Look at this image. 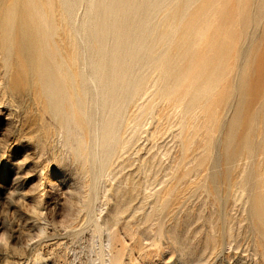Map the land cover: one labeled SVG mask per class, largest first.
I'll return each instance as SVG.
<instances>
[{
    "label": "rangeland",
    "instance_id": "1",
    "mask_svg": "<svg viewBox=\"0 0 264 264\" xmlns=\"http://www.w3.org/2000/svg\"><path fill=\"white\" fill-rule=\"evenodd\" d=\"M90 1L8 0L56 2L60 11L39 13L73 25L62 47L21 54L18 70L0 83V211L7 213L0 231L14 244L33 241L0 254V264H264V18L245 10L264 2L99 0L92 40ZM253 48L247 68L244 54ZM88 76L96 84L123 76L119 94L128 101L145 93L130 146L101 169L105 159L96 156L111 140L102 128L114 116L97 122ZM78 89L75 107L68 94ZM196 103L203 105L193 119L184 111ZM253 117V156L228 158L224 141H243ZM227 178L233 186L225 197ZM30 187L35 195L25 193Z\"/></svg>",
    "mask_w": 264,
    "mask_h": 264
},
{
    "label": "bare ground",
    "instance_id": "2",
    "mask_svg": "<svg viewBox=\"0 0 264 264\" xmlns=\"http://www.w3.org/2000/svg\"><path fill=\"white\" fill-rule=\"evenodd\" d=\"M259 1L260 0H244V2H251V3L259 2ZM261 2H264V0H261ZM54 8L56 10H59L56 2H8V0H1L0 2V60L3 61L4 64L2 63L0 65V74L2 76L0 77V83L4 82L3 81L4 76L6 77L11 76L13 72L15 71V68H16V71L18 70L16 65L14 67L13 60L19 59L21 54H23L25 57L26 56L34 57V55L36 56V54L40 55L39 52H40L41 47H45V46L48 47L45 50L44 49L42 50V52L44 51L45 53H51L53 52L55 48L62 47L60 41H65V37L67 35L65 30L69 29L70 26L73 25V23L69 20L68 21H61L60 19L53 20V19H50L48 16L43 15L42 13H39L40 9L48 13H51ZM245 10L251 11L252 15L254 16L253 20L264 18V8L262 6L260 7L256 6V8L253 9L251 4L248 5V3H246ZM64 18H67V16H64ZM248 20L250 19L248 18ZM248 25H250V23L245 24V26H248ZM82 41L85 44L84 39H82ZM253 51H256V48L255 49L253 48L252 51L249 50L244 54L245 64L247 68L251 66L253 62V58L257 54V52H255L254 56H252ZM70 52L72 51L71 50L67 51L66 59L70 62L72 66V55ZM83 52L85 53V58H86L87 50L84 49ZM5 57H8L10 60L6 61L4 59ZM11 63L13 66H10ZM84 67H87V63L84 65ZM243 69L246 70L245 68ZM73 76L77 78L78 75L70 74L68 78H71V81H72ZM87 79H88L87 84L89 83L94 84L96 82L94 81V78L92 76H88ZM158 79L161 80L160 78ZM125 80L126 79L123 78V76H121L119 79H115L114 81H109L108 83L101 82V81H99L98 84L95 83V87H94L95 105L94 106L96 110H99V112L101 111V114H100L101 119L99 118L97 122L101 121L104 124V121L102 120V116L104 114L114 116L110 121H107L104 127L102 128V134L105 140L107 139L106 135H108V140L109 138H111V140L108 142L106 147H103L104 149L102 150V153L97 154L96 156L97 158L103 157L105 159L100 164L99 169L104 168V167H109L112 164H114L116 160L119 159L121 152L126 150L130 146L131 140L133 139V133L141 125L140 119L138 118L140 114L144 112V110L142 111L140 109L139 105L141 104L137 102L139 101L140 98L144 96L145 93L143 94V91H141L140 94H138L137 96L133 95V97L129 99L128 101L125 96L126 94H121V93L119 94V91L125 90L124 85H123L125 83ZM154 80L155 79H150L148 83L150 82L151 84V82H154ZM55 82L56 81H54L52 84H55ZM166 87H167L166 85L164 87H161V91L163 92L164 96L162 95L160 96L163 98L166 95V89L167 88L169 89V87L167 88ZM106 90H109V94L104 97L100 96V93ZM175 92L179 93L180 91H178L177 89L175 90ZM81 93H82L81 89L80 90L78 89L75 91L74 90L69 91L68 96L72 100V104L75 107L79 106V104L81 103V100H80ZM119 95L121 96L119 97ZM199 97L200 96H198L197 94H192V93L190 94V98L194 102H197ZM105 99H110V100L107 103L105 102ZM101 100H103V103H101ZM131 100L132 102L128 104ZM135 101L137 104L135 103L133 107L128 108L130 105H133ZM121 103H126L129 106L127 105L121 106ZM201 105L203 104L196 103V105H192L188 107L187 109H185L184 112L187 114L190 113L191 117L195 119L198 115V110H201L202 108ZM240 108L241 106L239 104V109ZM130 110H131V114H130ZM182 113H183V110H182ZM239 113H240V110H238L237 116H239ZM106 120H108V118ZM256 121H257L256 117H253L251 119L249 130L246 132L247 134L244 136L243 141H233L232 138H228L227 140L224 141L223 150L225 152V155L228 158H232L236 156L238 159H247L250 156H253L252 153L256 151L254 150L255 136L253 133V129L255 128ZM178 122H179L180 128L184 127V125L186 124V123L183 124L181 120ZM82 123L83 122L80 121L78 124L82 125ZM111 124L112 126L115 125L116 128H115V131H113L112 134L110 135L108 128L110 127ZM75 129H79V127H75ZM95 130L97 131L96 136H95L96 145L100 147L101 146L100 138L102 137V134L98 127H96ZM147 162L148 161H144L142 165L146 167V170L152 171L153 166L149 165ZM146 184H148V182ZM232 186H233L232 180H230L229 178L224 180L223 195L225 197H227L231 193ZM243 190H245L244 187L240 190L237 189V191H241V192ZM241 192H239L238 194H240ZM256 198H261V197H256Z\"/></svg>",
    "mask_w": 264,
    "mask_h": 264
},
{
    "label": "clouds",
    "instance_id": "3",
    "mask_svg": "<svg viewBox=\"0 0 264 264\" xmlns=\"http://www.w3.org/2000/svg\"><path fill=\"white\" fill-rule=\"evenodd\" d=\"M13 183L15 184L16 183V180L14 178L13 180ZM14 192V189L12 190H9V192L6 194V197H5V202H7V200L9 199V197L13 194ZM26 194H29V195H35L34 193L31 192V187L29 189H27L25 191ZM29 211L30 213L33 215V216H39L40 213L35 209V208H29ZM7 224V213H3L2 211H0V226H5ZM62 227H67L66 224H64L62 222L61 224ZM39 235L42 237L45 235L44 231L41 230V232L39 233ZM33 241L31 239L27 240L25 242L24 245H18V244H14L12 239L10 238V235L8 233V231L6 230H3V231H0V254H4V255H7V253L9 251L13 252V253H18L20 252L23 248H26V247H30L31 243Z\"/></svg>",
    "mask_w": 264,
    "mask_h": 264
},
{
    "label": "water",
    "instance_id": "4",
    "mask_svg": "<svg viewBox=\"0 0 264 264\" xmlns=\"http://www.w3.org/2000/svg\"><path fill=\"white\" fill-rule=\"evenodd\" d=\"M107 4V2H106ZM100 3H99V0H91L90 1V4H89V15H95V17L93 18H90L89 19V23H85L86 25V29H89V26L92 27L93 29L92 30H87V35H89L92 40H93V37H95L97 35V23H99V12L98 10L100 9ZM109 7V6H108ZM111 10L108 9L107 11V14H109ZM105 28L103 25H101V30L102 32L105 34V35H112L113 31H114V28Z\"/></svg>",
    "mask_w": 264,
    "mask_h": 264
}]
</instances>
